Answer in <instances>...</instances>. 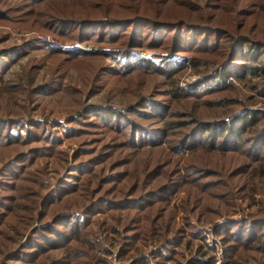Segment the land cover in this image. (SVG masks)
Masks as SVG:
<instances>
[{
    "label": "rangeland",
    "instance_id": "1",
    "mask_svg": "<svg viewBox=\"0 0 264 264\" xmlns=\"http://www.w3.org/2000/svg\"><path fill=\"white\" fill-rule=\"evenodd\" d=\"M176 1L0 0V264H264V73L109 24Z\"/></svg>",
    "mask_w": 264,
    "mask_h": 264
},
{
    "label": "trees",
    "instance_id": "2",
    "mask_svg": "<svg viewBox=\"0 0 264 264\" xmlns=\"http://www.w3.org/2000/svg\"><path fill=\"white\" fill-rule=\"evenodd\" d=\"M144 5L140 4L134 8L133 14L113 21L108 20V23L110 21L109 24L114 21L123 24L128 22L127 25L132 26L144 21L149 24H145L149 26V31L156 27H169L172 31L173 42L165 52L171 54L188 44V46L191 45L190 49L193 51H198V53L204 51L211 54L216 61L212 82L218 84L223 83L224 77L233 74L239 76L264 73V0H201L200 2L177 0L171 9H166L168 12H165L164 8L163 11H152L151 13L147 12L146 5L145 11ZM104 21L103 19L90 20L95 23ZM149 31L146 33L148 34ZM151 35L150 33V36L145 37V42L149 40L150 43H156L150 41ZM109 37L113 38L115 34ZM119 37H123L121 41L126 40V43L133 47L140 45L136 30L131 34L125 31L118 32ZM158 46L166 47V44ZM194 57V55H189L187 59L190 61V58ZM176 58L179 57L176 56ZM257 111L248 109L225 123L228 125L230 121L233 123L236 121L233 127H230L232 125L230 124L228 129L240 135V132L248 125L255 124L259 113H262L259 117H264L263 110L255 114ZM226 124L223 128L227 130ZM207 129L208 127H205L202 130L207 131ZM195 259L198 257L195 256ZM207 261L208 259H205L204 263L207 264Z\"/></svg>",
    "mask_w": 264,
    "mask_h": 264
}]
</instances>
